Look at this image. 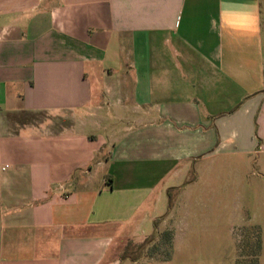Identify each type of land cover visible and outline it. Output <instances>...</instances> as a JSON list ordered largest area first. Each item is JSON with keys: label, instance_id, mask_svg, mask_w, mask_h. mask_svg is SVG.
<instances>
[{"label": "crops", "instance_id": "obj_1", "mask_svg": "<svg viewBox=\"0 0 264 264\" xmlns=\"http://www.w3.org/2000/svg\"><path fill=\"white\" fill-rule=\"evenodd\" d=\"M263 30L261 0H0V264H124L188 168L264 155Z\"/></svg>", "mask_w": 264, "mask_h": 264}, {"label": "rangeland", "instance_id": "obj_2", "mask_svg": "<svg viewBox=\"0 0 264 264\" xmlns=\"http://www.w3.org/2000/svg\"><path fill=\"white\" fill-rule=\"evenodd\" d=\"M261 8L264 24V0ZM263 161L226 152L195 163L157 228L117 255L124 264H264Z\"/></svg>", "mask_w": 264, "mask_h": 264}, {"label": "trees", "instance_id": "obj_3", "mask_svg": "<svg viewBox=\"0 0 264 264\" xmlns=\"http://www.w3.org/2000/svg\"><path fill=\"white\" fill-rule=\"evenodd\" d=\"M260 246V245H259Z\"/></svg>", "mask_w": 264, "mask_h": 264}]
</instances>
